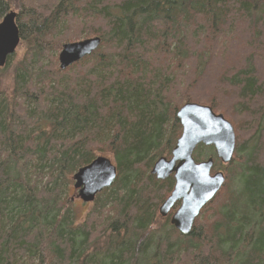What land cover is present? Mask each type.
Segmentation results:
<instances>
[{"label": "trees", "instance_id": "obj_1", "mask_svg": "<svg viewBox=\"0 0 264 264\" xmlns=\"http://www.w3.org/2000/svg\"><path fill=\"white\" fill-rule=\"evenodd\" d=\"M16 1L0 0L25 47L10 83L15 52L0 67V264H264V0ZM94 37L60 70L64 44ZM186 103L223 115L235 148L183 235L158 214L174 180L150 169ZM98 156L117 176L75 223L64 178Z\"/></svg>", "mask_w": 264, "mask_h": 264}, {"label": "water", "instance_id": "obj_2", "mask_svg": "<svg viewBox=\"0 0 264 264\" xmlns=\"http://www.w3.org/2000/svg\"><path fill=\"white\" fill-rule=\"evenodd\" d=\"M16 13L7 12L0 21V67L19 44V32L15 23ZM99 38H87L64 44L58 54L60 70L93 53L99 46ZM181 133L171 157L158 158L150 171L157 180L172 175L173 189L159 207V214L167 216L175 203L178 209L171 216V224L183 235L190 232L201 209L210 202L222 187L225 175L222 171L211 173L213 158L195 161L193 152L198 145L212 146L222 164H228L235 148V134L231 123L212 108L196 103H186L176 112ZM117 176L116 166L103 156L79 168L73 175V188L83 202H92L95 195L110 187Z\"/></svg>", "mask_w": 264, "mask_h": 264}, {"label": "rangeland", "instance_id": "obj_3", "mask_svg": "<svg viewBox=\"0 0 264 264\" xmlns=\"http://www.w3.org/2000/svg\"><path fill=\"white\" fill-rule=\"evenodd\" d=\"M11 1L15 2V0H11ZM16 3L18 4V0L16 1ZM13 11H15V10H13ZM24 53H25V47L24 46H19L16 48L15 57H14L12 63L11 62L9 63V66L6 70L7 74L5 73L3 76V81L6 84L10 83L11 75L13 74V71L15 70L16 64L18 63L19 60L23 59ZM106 157H108L111 160V157L109 155ZM193 157H194V154H193ZM200 157H202V159H200V160H205V158H207L204 153ZM219 163L221 166L218 165L217 167H215L214 172L215 171H222L224 173L225 179H226V173L228 172V164H222L220 162V160H219ZM151 169H150V171H151ZM64 179L68 180L67 182H65V191H66L65 195L72 202L74 221H75V223H80L84 220V217H85L87 211L89 210V208L91 207L92 203H84V202L80 201V199L77 197V192L74 191V188H73L74 181L70 182L71 180H73L72 175L68 177V175L66 174V177Z\"/></svg>", "mask_w": 264, "mask_h": 264}, {"label": "bare ground", "instance_id": "obj_4", "mask_svg": "<svg viewBox=\"0 0 264 264\" xmlns=\"http://www.w3.org/2000/svg\"><path fill=\"white\" fill-rule=\"evenodd\" d=\"M3 67V66H2ZM77 198V197H76ZM170 224H171V222H170Z\"/></svg>", "mask_w": 264, "mask_h": 264}, {"label": "flooded vegetation", "instance_id": "obj_5", "mask_svg": "<svg viewBox=\"0 0 264 264\" xmlns=\"http://www.w3.org/2000/svg\"><path fill=\"white\" fill-rule=\"evenodd\" d=\"M169 223H170V219H169Z\"/></svg>", "mask_w": 264, "mask_h": 264}]
</instances>
